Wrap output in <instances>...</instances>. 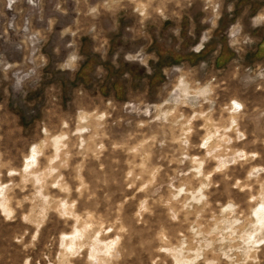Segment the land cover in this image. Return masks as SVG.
Instances as JSON below:
<instances>
[{"label":"rangeland","instance_id":"374dc122","mask_svg":"<svg viewBox=\"0 0 264 264\" xmlns=\"http://www.w3.org/2000/svg\"><path fill=\"white\" fill-rule=\"evenodd\" d=\"M0 264H264V0H0Z\"/></svg>","mask_w":264,"mask_h":264},{"label":"crops","instance_id":"0c3cea01","mask_svg":"<svg viewBox=\"0 0 264 264\" xmlns=\"http://www.w3.org/2000/svg\"><path fill=\"white\" fill-rule=\"evenodd\" d=\"M258 16V15H257ZM257 16L252 20L254 23H256L255 22V20H256V18H257ZM259 19H260V17H259ZM263 19V17L260 19V20H262ZM263 21V20H262ZM256 24H258V23H256ZM203 43V40L201 39V41H200V43L198 44V46L196 47V49H198L199 47H201L200 45ZM200 49V48H199ZM196 51H198V50H196ZM199 52V51H198Z\"/></svg>","mask_w":264,"mask_h":264},{"label":"clouds","instance_id":"9594fccd","mask_svg":"<svg viewBox=\"0 0 264 264\" xmlns=\"http://www.w3.org/2000/svg\"><path fill=\"white\" fill-rule=\"evenodd\" d=\"M94 11V10H93ZM129 59H131V57H129ZM65 67H67V65H65ZM238 107H239V105H238Z\"/></svg>","mask_w":264,"mask_h":264}]
</instances>
